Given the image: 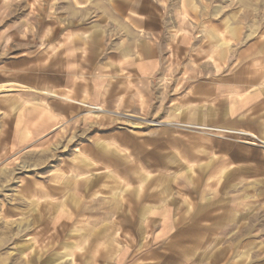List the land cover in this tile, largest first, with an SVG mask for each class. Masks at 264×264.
Instances as JSON below:
<instances>
[{
  "label": "rangeland",
  "instance_id": "374dc122",
  "mask_svg": "<svg viewBox=\"0 0 264 264\" xmlns=\"http://www.w3.org/2000/svg\"><path fill=\"white\" fill-rule=\"evenodd\" d=\"M141 2L0 0L1 264H57L67 251L75 254V264H114L113 248L125 241L122 229L129 233L131 198L138 202L139 212H144L139 221L149 228L147 211L153 203L159 206L163 195L172 194L173 189L165 186L170 179L147 170L145 163L148 132L160 124L168 127L174 123H159L163 121L158 115L153 118L145 100L140 107L129 99L111 108L85 100L84 106L79 105L73 91L60 90L67 81L66 69L61 72L65 58L58 56L68 45L51 42V37L67 33L85 40L95 34L109 35L114 23L105 15L114 10L123 18L128 5ZM154 2L164 11V36L172 40L164 51L176 70H182L180 91L179 75L167 81L160 117L162 113L179 116L180 109L182 117L194 114L195 69L216 67L220 78L251 70L252 78L262 75L264 84V0ZM181 94L182 100L178 98ZM194 126L182 125V133H213L254 145L264 141L239 134L240 130ZM184 162L194 165L188 159ZM194 175V171H182V193L186 194V181H194ZM260 208L255 211L250 235L238 237L240 243H264V209ZM35 213L53 220L52 228L59 236L53 247L46 245L53 235L42 245H34L38 240ZM33 247H50L49 253ZM261 249L264 247H251L252 261L264 258ZM139 256L140 264H148L145 252ZM136 258L129 253L123 264Z\"/></svg>",
  "mask_w": 264,
  "mask_h": 264
},
{
  "label": "crops",
  "instance_id": "0c3cea01",
  "mask_svg": "<svg viewBox=\"0 0 264 264\" xmlns=\"http://www.w3.org/2000/svg\"><path fill=\"white\" fill-rule=\"evenodd\" d=\"M110 11L112 14L105 15L114 23L109 35L95 34L88 40L76 39L69 33L55 37L56 40L51 37L52 43L68 45L58 56L65 58L66 63L61 72L66 69L67 86L60 90L69 94L73 91L83 106L85 100L98 106L118 107L129 99L140 107V101L145 100L153 118L158 115L163 121L159 123H174L168 127L160 124L148 132L145 163L147 170L170 179L165 186L173 189L172 194L163 195L159 206L153 203L154 207L147 211L149 228L139 221L144 219V212H139L135 207L138 202L131 198L127 213L129 233L122 229L125 241L113 248L114 264H123L129 253L137 255L131 264H140V252L146 253L148 264H264V258L250 259L251 247H264V243H240L238 238L250 235L251 222L257 217L255 211L264 209V141L263 145H254L213 133H182V125L194 124L196 128L240 130L239 134L245 132L252 139L264 140L262 75L252 78L251 70H240L220 78L216 67L195 69L198 78L194 80V114L182 117L180 109L179 116L162 113L160 117L167 81L179 75L178 88L182 89V70H176L164 51V45L172 42L171 36H164V11L154 0L128 5L123 18ZM80 78L86 81L81 83ZM178 98L182 100V94ZM93 108L105 111L102 107ZM183 158L194 165H188ZM182 171L195 173L194 181H186V194L182 193ZM52 223L43 214L35 215L38 240L34 245H42L49 235L53 237L46 245H55L59 236ZM33 248L45 249L46 255L50 247ZM3 260L0 258V264ZM75 261V254L67 251L57 264Z\"/></svg>",
  "mask_w": 264,
  "mask_h": 264
},
{
  "label": "bare ground",
  "instance_id": "6f19581e",
  "mask_svg": "<svg viewBox=\"0 0 264 264\" xmlns=\"http://www.w3.org/2000/svg\"><path fill=\"white\" fill-rule=\"evenodd\" d=\"M41 200H42V198H41ZM43 253V252H42ZM47 255V254H46ZM69 260V259H68ZM63 262V261H62ZM62 264V263H61Z\"/></svg>",
  "mask_w": 264,
  "mask_h": 264
}]
</instances>
